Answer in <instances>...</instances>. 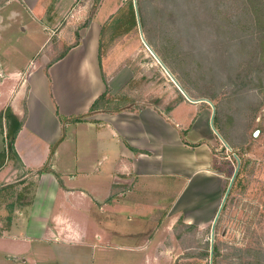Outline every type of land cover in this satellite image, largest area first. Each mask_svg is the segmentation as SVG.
Segmentation results:
<instances>
[{
	"label": "rangeland",
	"instance_id": "rangeland-1",
	"mask_svg": "<svg viewBox=\"0 0 264 264\" xmlns=\"http://www.w3.org/2000/svg\"><path fill=\"white\" fill-rule=\"evenodd\" d=\"M28 1L32 4L33 0ZM41 1L45 5L50 2L52 7L45 18L57 10L54 27L43 29L31 22L33 14L23 0H0V89L23 84L30 62H39L43 55L54 59L74 46L71 53H65L69 55L63 70L75 73L73 83L82 90L74 99L80 106L78 110L87 102L83 96L88 91L83 70L90 65L88 71L100 78V56L103 67L110 69L108 77L114 80L125 76L121 86L112 91L108 80L105 82L111 99L126 104L123 111L151 106L167 113L179 102L208 108L211 116L204 130L213 133L214 170L222 177L218 211L212 222L201 229L195 224L185 225L182 219L169 225L170 232L157 240L167 249L166 253L160 255L155 247L153 256L163 257L158 264H264V0ZM132 10L136 24L126 30ZM11 11L15 12L14 17L9 14ZM1 63L8 71H1ZM13 70L22 74L8 76ZM31 73L29 86L33 93L41 100L43 95V101L50 106L56 105L46 76L43 74V79L39 69ZM51 76L54 78V71ZM112 80L109 83L113 84ZM67 84L70 87L72 81ZM61 113L58 118H66L69 124L82 118L81 112L70 117ZM201 117L199 114L195 125L201 126ZM69 132L75 139L81 138L74 135L80 133L75 126ZM9 143L4 124L0 130V152L7 149L8 163L14 166ZM72 143L66 148H74ZM66 154H62V160H66ZM44 171L45 168L41 173ZM23 175L8 174L0 182V264H21L11 261L12 252L20 249L28 253L41 246L34 243L44 223L39 215L48 212L54 185H48L50 180L39 185L33 173L22 180ZM155 181L164 190L159 188L161 192L153 193L151 204L160 203L163 198L170 205L179 198L182 202L192 198L194 183L182 189L186 181L183 179L167 176ZM201 198L203 203L209 201L204 194ZM151 204L144 210L150 216L157 213ZM98 214L97 208L88 214L97 227ZM173 214L177 213L168 210L164 215L169 218ZM138 215L135 210L120 213L115 229L122 236L111 238L112 244L129 247L143 240L144 231L135 228ZM9 229L26 240L2 238L3 231ZM130 232L134 237H126ZM93 240L96 241L94 237ZM73 246L52 247L65 250L63 253L71 251L75 258L67 260L69 264L85 263L91 258L87 247ZM96 247L94 260L99 262L140 260L136 252L110 248L101 253Z\"/></svg>",
	"mask_w": 264,
	"mask_h": 264
},
{
	"label": "crops",
	"instance_id": "crops-1",
	"mask_svg": "<svg viewBox=\"0 0 264 264\" xmlns=\"http://www.w3.org/2000/svg\"><path fill=\"white\" fill-rule=\"evenodd\" d=\"M23 1L33 14L31 22L39 24L43 29L57 24V10L44 17L47 10L52 8L49 7L50 2L45 5L41 0H33L32 4L28 0ZM9 14L15 16V12ZM74 48L70 47L54 59L43 55L39 62H30L29 68L25 70L23 84L17 88L0 89V111L9 108L21 123L12 143L16 163L14 166L9 165L10 157L6 154V160L0 168V182L5 181L8 174L20 172L24 174L22 180L33 173L39 185H43L44 180H50L48 185H54L50 208L46 215H39V220L44 223L41 225V235L34 243L41 246L28 253L18 249L9 258L21 264H69L67 260L75 258L71 251L63 253L65 250L56 251L54 247L73 244V247H87L90 250L91 258L81 264H109L105 260H94L98 245L101 253L113 248L140 254L137 263L113 261L112 264H158L163 261V257H154L153 251L155 247L160 255L167 251L157 240L163 233L170 232L169 225L182 219L185 225L195 224L201 229L212 222L218 211L222 197V177L214 170L211 149L213 133L204 130L211 115L206 107L198 108L197 104L187 105L184 102H179L167 113L151 106L134 111H90L92 102L105 92L106 80L110 91L119 88L125 80L124 74L114 80L108 77L110 69L103 67L101 56L100 78L88 71L90 65L83 70L88 89L83 96L87 102L78 110L80 106L74 99L82 90L80 85L73 83L75 73L71 74L67 68L63 70L65 58ZM67 51L69 53L65 54ZM1 65V71H8L3 63ZM33 69H39L42 77L45 75L48 79L49 93L56 105L50 106L49 102L43 101V95L41 100L30 89L29 77L34 73H31ZM53 71L54 78L51 76ZM9 72L8 76L22 74L18 70ZM111 80L113 84L119 85L114 87L109 83ZM69 81H72L70 87L67 84ZM62 103L71 104L72 107H64ZM59 112L65 117L81 112L82 118L69 124L66 118L59 119ZM199 114L202 116L201 126L194 124ZM72 126L80 130V133L74 135L81 138L75 139L69 132ZM183 141L198 147L190 148ZM70 143L74 148L71 146V149H67ZM63 153H67L66 160L61 158ZM43 168L46 171L41 173ZM167 176L186 180L182 189L186 186L190 188V184L194 183L193 193L190 194L192 198L184 202L179 198L171 205L163 198L160 203L151 204L153 193L160 191L159 188L164 190L155 180ZM203 194L210 202L203 203ZM149 204L151 209L157 211L155 215L150 216L144 211ZM204 207L205 212H201ZM94 208L99 212V227L91 223L88 215ZM125 210H135L139 214L138 226L136 224L135 228L144 232H141L143 240L138 245L124 247L111 242V238L122 236L115 225L116 218ZM168 210L177 214L166 218L164 214ZM13 232L5 230L1 237L26 240L25 237L15 236ZM126 237L134 236L130 232L126 233Z\"/></svg>",
	"mask_w": 264,
	"mask_h": 264
},
{
	"label": "trees",
	"instance_id": "trees-1",
	"mask_svg": "<svg viewBox=\"0 0 264 264\" xmlns=\"http://www.w3.org/2000/svg\"><path fill=\"white\" fill-rule=\"evenodd\" d=\"M128 27L126 30H129L132 25L136 24L135 15L133 10L131 11V15L127 21ZM110 92L106 88L105 92L102 93L91 105L90 111H110V112H120L126 109V104L121 101L117 103L111 96ZM122 94V93H119ZM119 98V97H118ZM80 121L79 119H75L74 122ZM6 127V138H9L10 143L9 147H12V143L15 139L16 134L18 133L21 123L20 121L12 114L9 108H6L3 111H0V130H3V125ZM182 139L183 136L181 135ZM183 144L189 146L186 142L183 141ZM191 148V146H189ZM6 160V152H0V168L3 166Z\"/></svg>",
	"mask_w": 264,
	"mask_h": 264
},
{
	"label": "water",
	"instance_id": "water-1",
	"mask_svg": "<svg viewBox=\"0 0 264 264\" xmlns=\"http://www.w3.org/2000/svg\"><path fill=\"white\" fill-rule=\"evenodd\" d=\"M237 162H238V159L236 158ZM236 174V173H235ZM235 174L233 175V177L235 176ZM231 184V183H230Z\"/></svg>",
	"mask_w": 264,
	"mask_h": 264
}]
</instances>
